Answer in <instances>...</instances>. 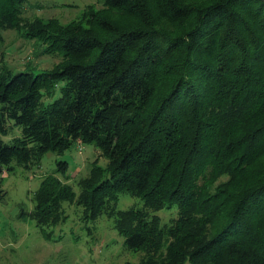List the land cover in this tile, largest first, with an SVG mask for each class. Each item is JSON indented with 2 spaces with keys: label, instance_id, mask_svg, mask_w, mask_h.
<instances>
[{
  "label": "trees",
  "instance_id": "obj_1",
  "mask_svg": "<svg viewBox=\"0 0 264 264\" xmlns=\"http://www.w3.org/2000/svg\"><path fill=\"white\" fill-rule=\"evenodd\" d=\"M23 1L0 0V29L19 26ZM100 1L109 11L85 24L27 29L61 55L51 69L0 68V134L7 120L21 130L0 139V164L28 167L77 141L108 159L77 195L56 161L19 214L47 236L76 198L83 219L111 218L143 252L136 264H264V0ZM121 195L142 204L119 209ZM173 204L161 224L153 212Z\"/></svg>",
  "mask_w": 264,
  "mask_h": 264
},
{
  "label": "rangeland",
  "instance_id": "obj_2",
  "mask_svg": "<svg viewBox=\"0 0 264 264\" xmlns=\"http://www.w3.org/2000/svg\"><path fill=\"white\" fill-rule=\"evenodd\" d=\"M17 28L0 29V68L11 72L26 71L32 74L51 69L62 60L61 55L46 50V44L30 35L27 29L35 20L54 21L53 27L71 21L85 22L91 9H105L100 0H24L20 6ZM119 16V12L110 11ZM85 24V23H84ZM60 82L52 94L41 98L45 105L60 95ZM7 131L0 134L4 143L11 144L21 136L20 127L6 121ZM67 162L64 175L55 174L56 161ZM106 167L108 159L94 143L74 142L63 153L49 151L28 167L11 162L0 164V264H136L143 252L126 249L123 237L114 228L111 218L100 215L94 220L82 218V208L73 201L61 204L65 217L55 226L44 227L49 235L29 216L20 215L33 207L32 194L43 177L55 174L79 192V181L89 174L93 164ZM12 166V169H8ZM137 197L121 195L117 208H139ZM175 204L153 214L161 224H168L176 216Z\"/></svg>",
  "mask_w": 264,
  "mask_h": 264
}]
</instances>
